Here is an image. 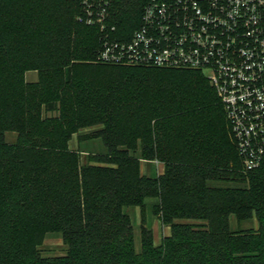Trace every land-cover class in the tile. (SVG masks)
Returning a JSON list of instances; mask_svg holds the SVG:
<instances>
[{
	"label": "trees",
	"instance_id": "1",
	"mask_svg": "<svg viewBox=\"0 0 264 264\" xmlns=\"http://www.w3.org/2000/svg\"><path fill=\"white\" fill-rule=\"evenodd\" d=\"M82 14L77 0H0V264H264V162L244 169L208 78L99 61L103 33ZM89 127L80 140L107 151L83 163L70 141ZM149 198L170 233L156 244L143 225L137 250L126 208ZM53 232L67 249L45 256Z\"/></svg>",
	"mask_w": 264,
	"mask_h": 264
},
{
	"label": "built area",
	"instance_id": "2",
	"mask_svg": "<svg viewBox=\"0 0 264 264\" xmlns=\"http://www.w3.org/2000/svg\"><path fill=\"white\" fill-rule=\"evenodd\" d=\"M101 62L203 72L245 170L264 162V0H77ZM124 7V8H123ZM122 9L133 11L131 31Z\"/></svg>",
	"mask_w": 264,
	"mask_h": 264
},
{
	"label": "rangeland",
	"instance_id": "3",
	"mask_svg": "<svg viewBox=\"0 0 264 264\" xmlns=\"http://www.w3.org/2000/svg\"><path fill=\"white\" fill-rule=\"evenodd\" d=\"M27 81H35L38 79V73L36 71H28L26 73ZM96 127H89L79 130L75 133L70 141V147L79 152L81 156V161L83 163H87L89 161L90 155L94 153H104L107 151L106 145L100 138H91L87 140H80L79 136L83 134L90 133ZM5 138L8 142H15L17 139V133L13 131H8L5 134ZM142 170L144 173L155 175L156 173H160L163 170V165L161 163L154 164H143ZM218 185H241L239 183H216ZM156 202V199L149 198L147 200V205L142 210L140 207H127L126 211L130 214L134 230H135V238H136V247L137 250H140V234L141 227L143 225L150 226L154 232L155 243L159 244L162 240V237L166 233H170L169 226L163 225L160 220L154 216L152 213V204ZM194 222V221H193ZM230 226L232 229H240V228H257L258 221L256 218L248 219V220H238L234 215L230 217ZM67 246L63 241L62 233L53 232L47 234L44 243L41 246V250L43 255L45 256H53V255H61L66 252Z\"/></svg>",
	"mask_w": 264,
	"mask_h": 264
},
{
	"label": "crops",
	"instance_id": "4",
	"mask_svg": "<svg viewBox=\"0 0 264 264\" xmlns=\"http://www.w3.org/2000/svg\"><path fill=\"white\" fill-rule=\"evenodd\" d=\"M10 143H13V142H10ZM161 163V162H159V161H142V165L143 164H154V163ZM162 165H163V170H162V172H160V173H156V174H161V173H163V171H164V164L163 163H161ZM142 172H143V170H142ZM144 173V172H143ZM145 174H147V173H145ZM155 174V175H156ZM147 175H151V174H147ZM170 228V227H169ZM169 233H166L165 235H168Z\"/></svg>",
	"mask_w": 264,
	"mask_h": 264
}]
</instances>
